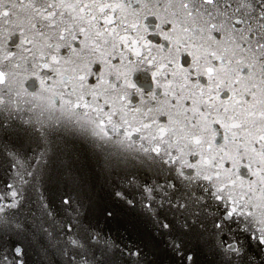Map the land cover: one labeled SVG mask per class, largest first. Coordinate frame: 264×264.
Instances as JSON below:
<instances>
[{
    "label": "water",
    "instance_id": "95a60500",
    "mask_svg": "<svg viewBox=\"0 0 264 264\" xmlns=\"http://www.w3.org/2000/svg\"><path fill=\"white\" fill-rule=\"evenodd\" d=\"M0 264H264V0H0Z\"/></svg>",
    "mask_w": 264,
    "mask_h": 264
}]
</instances>
